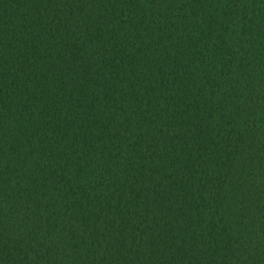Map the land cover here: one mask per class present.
<instances>
[{"label":"trees","instance_id":"16d2710c","mask_svg":"<svg viewBox=\"0 0 264 264\" xmlns=\"http://www.w3.org/2000/svg\"><path fill=\"white\" fill-rule=\"evenodd\" d=\"M0 264H264V0H0Z\"/></svg>","mask_w":264,"mask_h":264}]
</instances>
